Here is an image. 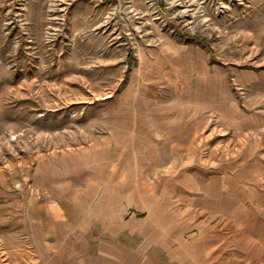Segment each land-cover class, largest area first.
I'll list each match as a JSON object with an SVG mask.
<instances>
[{
    "label": "rangeland",
    "instance_id": "374dc122",
    "mask_svg": "<svg viewBox=\"0 0 264 264\" xmlns=\"http://www.w3.org/2000/svg\"><path fill=\"white\" fill-rule=\"evenodd\" d=\"M120 202L140 260L264 264V0H0V264Z\"/></svg>",
    "mask_w": 264,
    "mask_h": 264
},
{
    "label": "crops",
    "instance_id": "0c3cea01",
    "mask_svg": "<svg viewBox=\"0 0 264 264\" xmlns=\"http://www.w3.org/2000/svg\"><path fill=\"white\" fill-rule=\"evenodd\" d=\"M66 161L64 157L57 160L51 156L42 159L37 165V181L38 178L43 180L36 184L48 189L49 198L54 196L58 165H65ZM116 182L121 184L123 180ZM99 209L101 212H97ZM46 210L45 219L51 226L59 212L53 205L48 206ZM123 211V202L114 208L104 207V210L101 208L95 210L87 206L82 213L77 214L74 228H65L63 232H59L60 235L68 237L79 235L83 238L82 243H86L85 246H90L89 240L95 239L92 250L84 251L82 243L80 245L70 243V238L67 240L51 238L58 231L49 226L43 229L41 238L37 231L34 234L35 238L30 245L26 244L25 249H11L9 256L11 259L6 264H155L150 260H140L138 249L119 242L117 237L124 233L133 234L135 230V225L131 222L133 219L129 220L130 222H124ZM95 224H98V228ZM172 262V259H168L166 263Z\"/></svg>",
    "mask_w": 264,
    "mask_h": 264
}]
</instances>
